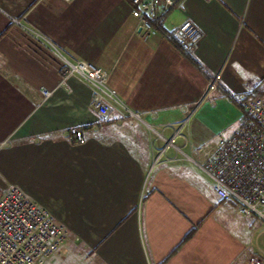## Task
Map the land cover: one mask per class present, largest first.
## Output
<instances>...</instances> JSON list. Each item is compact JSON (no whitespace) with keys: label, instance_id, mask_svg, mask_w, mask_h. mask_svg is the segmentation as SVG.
I'll list each match as a JSON object with an SVG mask.
<instances>
[{"label":"crops","instance_id":"obj_1","mask_svg":"<svg viewBox=\"0 0 264 264\" xmlns=\"http://www.w3.org/2000/svg\"><path fill=\"white\" fill-rule=\"evenodd\" d=\"M186 18L203 32L191 57L173 42ZM38 36L107 70L137 117L100 114L91 86L63 77ZM215 72L213 112L264 96V0H180L149 35L129 0H0V194L19 187L66 229L45 264L250 262L252 226L264 224L219 198L169 144L191 154L214 137L204 133L208 108L195 115Z\"/></svg>","mask_w":264,"mask_h":264},{"label":"built area","instance_id":"obj_2","mask_svg":"<svg viewBox=\"0 0 264 264\" xmlns=\"http://www.w3.org/2000/svg\"><path fill=\"white\" fill-rule=\"evenodd\" d=\"M129 1L138 27L146 35L154 34L162 18L180 2ZM176 32L180 50L184 55H191L202 36L201 28L186 18ZM37 38L58 56L63 77L75 74L91 86V104L100 114L106 115L115 107L123 117H137L109 88L107 70L82 60H69L49 40L42 36ZM221 80L220 72L208 76L197 105L212 101ZM41 92L44 96L49 94L45 89ZM241 106L243 115L237 125L226 135H215L194 153H184L174 143V137L169 144L204 172L219 198L235 201L240 214L253 215L264 224V96L245 98ZM68 135L77 143L84 142L78 127H70ZM67 237L64 226L36 201L26 197L19 187L11 186L0 194V264H45L46 258L55 253Z\"/></svg>","mask_w":264,"mask_h":264},{"label":"rangeland","instance_id":"obj_3","mask_svg":"<svg viewBox=\"0 0 264 264\" xmlns=\"http://www.w3.org/2000/svg\"><path fill=\"white\" fill-rule=\"evenodd\" d=\"M212 101H205L201 103L200 109L197 111L199 107L194 106L196 115L203 111L205 108H208L209 116H206V125L204 127V133L207 134L209 137H213V135H226L228 134L236 125L238 122H234L236 118V113L239 111V120H241V117L243 115L242 106L238 103L235 104L236 107H234L231 103L232 107H228L226 111L219 112H213L210 109ZM208 106V107H207ZM239 110H238V109ZM210 110V111H209ZM194 117V118H195ZM210 138V139H211ZM253 229L256 230V232L252 236V241L250 242V248L248 249V253L251 254L253 257L251 258L250 262H246V258L243 260V264H264V225H260L258 228L256 225L252 226Z\"/></svg>","mask_w":264,"mask_h":264},{"label":"trees","instance_id":"obj_4","mask_svg":"<svg viewBox=\"0 0 264 264\" xmlns=\"http://www.w3.org/2000/svg\"><path fill=\"white\" fill-rule=\"evenodd\" d=\"M173 42H174V44H175L177 47L180 48L178 40H176V39L174 38V39H173ZM186 56L191 57V55H186ZM248 97H249V96H247V95H246V96H243L242 99H240V100H236V103H238L239 105H241V101L244 100L245 98H248ZM194 230H195V229H192L191 231H189V232L187 233V235H186V238L190 237Z\"/></svg>","mask_w":264,"mask_h":264}]
</instances>
